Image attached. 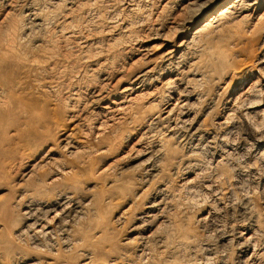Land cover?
<instances>
[{"label": "rangeland", "instance_id": "1", "mask_svg": "<svg viewBox=\"0 0 264 264\" xmlns=\"http://www.w3.org/2000/svg\"><path fill=\"white\" fill-rule=\"evenodd\" d=\"M187 1L0 0V224H5L0 231V263H8L5 257L13 255L16 250L17 253L22 254L30 246V243L27 242H22L18 246L13 240V222L14 224L20 223V219H17V217L21 216L22 205H20L21 200H19L21 193L25 191L35 193L34 184L41 174L45 173L47 180L51 181L60 174L62 168L76 167L74 165L77 164V159L74 155L68 154L69 148L62 147L63 143H61L63 137L61 135L72 130L76 132L75 135L80 140L79 146L83 149L82 151H91L88 163L85 164L84 168L79 169L76 176L80 181L82 195L85 198L91 197V199L101 200L103 195L108 192L107 190L112 194V199L105 201L100 208V214L89 213L88 217H84L77 225L84 230H89L88 233L93 236L96 245L102 246L101 250L94 255L95 264H111L113 260L126 251L131 252V259L137 260L145 257L144 262H142L146 264L149 261V264L153 253H156L153 255L155 257L158 255L159 247H161L160 250L164 249L158 243V236H155L149 239L150 251L148 250L144 255L139 251L141 243L137 239L138 234H135L136 230L132 227L136 221L133 215L140 210H135V207L141 202L142 198H135L133 204L131 203L133 198L128 199V196L141 193L139 191L140 185L127 182L131 170L137 162L134 151L131 149L133 147L136 149L135 144H133L136 143V135L149 126L151 116L161 114L170 107L175 109L176 112L182 111V109L185 110L184 107H181L183 99L181 94L184 92L181 93V91L185 90L186 93L190 89L188 92L191 94L193 82L190 81V84L188 82L183 83V85L173 83L174 89L179 91L169 92L166 80L170 75H161L159 74L160 70L147 74L145 77L149 79L143 86L137 87L139 83L133 84V82H136L133 80L138 71L145 67L155 66V62L158 64L156 69L163 67L158 58L160 55L157 56L160 40L156 37V34L167 32V29L178 26L183 17L188 16L191 11L187 8L189 5ZM205 1L210 2L212 0ZM229 3L226 1L225 4ZM257 3L249 10L236 11L229 17H225L223 20L224 26L219 36L215 35L209 47L201 50L198 54V56L205 59H209V54H211L225 59L226 62L222 64L211 63V65L217 64L208 67V78L203 83L204 85H200L202 89L197 92V94L200 93L201 98L199 97L198 101L192 98V101L190 100L191 105L189 104L191 108L188 106L187 112L188 114L192 113L190 118L193 117L198 123L201 122L203 127L206 125L212 130V135L217 134L220 136L219 139L221 138L229 144L219 140L216 146H214L215 144H211L212 146L205 144L203 146V149L205 148L204 152L207 153L203 155L204 160H207L204 162V166L207 168H204L202 174H199L197 178L194 177L195 172L193 169L189 172L186 171L187 173L182 171L184 163L190 160L188 159L190 156L192 158V155L189 154L191 150L183 143H179L174 147L172 155L160 157L162 163H160L158 169L160 174H163L162 180L165 183L169 181L174 188L181 189L175 193L176 195L171 198L172 201L169 204L174 203L176 199L177 202L175 203L178 205H175V203L171 206L168 205L165 214L173 215L174 213H171L173 210H175V213L182 212L180 220H183L181 224L190 225L200 234L206 232L203 234V239L206 240L207 246L212 248L210 252L213 253H209L212 256H207L200 249L196 251V255L183 251L174 255V258L179 261L193 260V262L196 261L195 264H244L248 261L246 264H259L262 261L263 263L260 264H264V93L262 92L264 91V1L258 2L257 0ZM38 11L43 12L42 15L46 16L47 22L43 27H36L31 23L33 15H28L31 12L39 13ZM180 13L181 15H179ZM26 15L29 16V19ZM234 15L235 17H233ZM245 15L246 17H244ZM173 20H176V22ZM15 26L17 28L16 34L22 41L20 45H15L17 41L12 42V38H9L10 30ZM22 28H25L24 31ZM171 31L174 32L173 28ZM173 34L174 41L181 40V33L174 32ZM9 42L15 46H10ZM153 44L154 46H152ZM197 46L198 44L195 45L194 43L193 46L189 47L190 51L188 50V54H186L188 62L192 61L190 59H192L193 54L192 57L190 54L197 50ZM145 47H150L152 51L147 49L146 52L143 50ZM143 52H146L148 56ZM148 52L152 53L148 54ZM154 54L157 56L156 60ZM149 58H153V64H151ZM189 64L191 63H188V66ZM242 68L248 70L247 86L241 85L239 77L236 76L238 70ZM158 75L161 77H158ZM170 85V90H173L172 84ZM257 86L258 89H261V87L262 89L257 91ZM247 89H250L251 93L248 94ZM99 93L103 95L108 93L109 96L97 103L94 98ZM113 95L118 97L114 99ZM203 97L205 98L203 99ZM110 99L111 101L113 99L117 100L120 106H124L121 118H118L119 114L104 115L101 112L102 105L111 102ZM250 102L254 103H251L252 105L256 104L255 109L261 113L245 118L243 117L246 115L244 109L250 105ZM245 103L247 106H245ZM157 109L162 111L156 112ZM232 110L234 113H232ZM249 110L252 111L253 108ZM230 114L234 117L231 118ZM228 116L229 119L231 118L230 121ZM225 117L227 118L225 119ZM220 122L226 124L225 126L222 125V128L224 127L223 132ZM230 123L231 125H229ZM227 133L230 135L228 136ZM103 135L112 136L114 141L101 152L102 148L100 149V147H103V144H100V138ZM223 136H227L228 138H225L228 141ZM206 145L210 147L208 148ZM44 152H50L53 159L42 165V168L36 171L33 177L27 178L26 172L30 168L28 166ZM34 153L37 154L34 155ZM187 153L188 157H186ZM224 155H228L227 158ZM218 167L219 169L226 167L229 170L232 181L235 185L241 187L237 190H240L241 193L246 194L252 200L251 205L249 204L246 209L249 210L252 207L253 210L251 208L250 211L246 212L247 210L243 209L246 212L243 213L238 204L239 200L233 204L237 209L239 207L237 211L235 206H232L233 208L227 206L228 203L231 204L227 196L223 200L217 198L223 196L221 189L225 184H219L226 179L225 175H220L222 176L221 179L215 173V169L216 171L219 170ZM105 168L109 169L102 171L103 174L97 171L105 170ZM157 176H154L153 181H151H160V175L158 178ZM64 182H66V179L53 184L47 183L45 188L35 194L44 197L51 196L56 191L55 187ZM202 184H204V187ZM209 187L213 192L209 191ZM196 188L198 191L200 190V193L195 191ZM215 191L218 194L220 193L221 196L216 194ZM149 198H152V196L149 195ZM149 198L146 195L145 200ZM231 198L236 199L237 196L233 194ZM218 200L223 206L216 203H219ZM130 204L132 205L130 206ZM214 206L216 209L223 210L213 209ZM211 211L222 216L218 215L217 217L213 213L212 215ZM208 213L211 214V217L209 216L206 219L205 216L207 217ZM255 213V218L258 217L256 224H258L253 226L250 221ZM201 217L204 218V221H202L203 219L199 220ZM210 218L214 219L210 220ZM21 220L23 221V219ZM234 220L236 221L234 222ZM245 221H247L246 225L244 224ZM214 224H219V226L215 227ZM160 225L163 229V223H160ZM169 225L168 223L167 226ZM170 227L171 225L168 228ZM204 227L206 230H203ZM258 228L260 229L258 230ZM214 231H218V233ZM222 231L225 232V237H222ZM151 239L154 243L151 242ZM247 239L250 241L247 242ZM228 244L232 245L229 246ZM256 249L259 251L256 252ZM32 250L33 253L24 256L23 262L35 257L41 258L43 261L47 259L46 257H54L53 253H46L47 256L43 257L42 253L44 252L40 253L33 248ZM225 250L228 253L226 252L224 255ZM260 254L263 256H260ZM203 255L206 256V259ZM209 256L213 258L210 259ZM148 257L150 260H148ZM82 258L83 256L76 259V261L80 263ZM10 264L23 263H15L10 260Z\"/></svg>", "mask_w": 264, "mask_h": 264}, {"label": "bare ground", "instance_id": "2", "mask_svg": "<svg viewBox=\"0 0 264 264\" xmlns=\"http://www.w3.org/2000/svg\"><path fill=\"white\" fill-rule=\"evenodd\" d=\"M188 1H187V3L189 5L187 6V8L191 12H189V14H188L187 17H183V19L180 22L181 25L179 23L178 26L172 27L175 33H181L182 34L181 40L174 41V37H173L174 36V34H173L174 32L172 33V31H171L172 28L171 29H167V32L166 31L163 32V33L162 32L161 33H158L157 32L158 34H156V37L160 40V42L158 43V45H159L158 48L159 49L157 48L158 51H159L158 54H157V56L160 55V56H158V58L162 62L163 67H161L160 69H158V68L156 69V66L158 64H156V62H155V66L152 65V66H149V67H145L142 70L138 71L135 74V78L133 80V81H136V82H133V84H136V83L138 84L139 83L137 87L143 86V85H145L147 83V81L149 79V78L147 79L145 77L147 74L149 75V73H151V72H153L155 70H160L159 71V74L165 75V76L170 75L167 80L165 79L167 81L166 84L169 86V92H175L176 91V89H174V87H173V83L175 85L176 84L177 85L178 84L179 85L180 84L183 85V83H187V82L189 83L190 81L193 82V85H192L193 86V91H190L191 94L188 92L190 89L186 93H185V90H182L181 91V93L184 91L181 94L182 95V98H183L182 99L181 107H184L185 110L182 109V111L179 110V111L176 112L175 109H173L172 107H170V109L163 111L161 114L158 113L156 115L151 116V119L149 120V126L146 129H144V130L142 129L141 132L136 135V137H137L136 138L137 140H135L136 143H133V144H135L136 149H135V147H133V149H131V150L134 151L133 152L135 154L134 157H136L137 162L134 164V166H133L134 168L131 170L130 178L127 180V182H129V183H133L134 182L135 184L140 185L141 187L139 186L140 187L139 188L140 189L139 191H141V193L140 194L133 195V196L132 195L131 196H128L129 198L128 197L127 198L128 199H132L133 198L131 200V203L132 204L134 203L135 198L136 199L142 198L141 199V202L135 207V210L136 209L137 210L140 209V210L138 212H136L135 215H133V217H135L136 221H135V225L132 227V229H135L136 230V233L135 234H138L137 239L140 240V243H141V245H140L141 248L139 249V251L141 252L142 255L146 254L148 252V250L150 251L151 248H150L149 239L152 238V237H155V236H158V238H157L158 241H159L158 243L161 246H163V248H164L163 250H160L161 247L158 246L160 248L159 249V252H157L158 255L154 257L153 256L154 253H155L154 252L153 255H152V260H150V258H149L150 256H149L148 257V260L151 261V263H149V264H195L196 261L193 262V260L192 261H189V260L188 261L187 260L186 261H182V260L179 261V260H177V259L174 258V255L176 253H181L183 251L184 252H189V253L191 252L190 254L196 255V251L198 249H200L201 251H204L203 252L204 255H207V256L210 255L209 253H212V252H210L212 248H210L209 246H207L206 240L203 239V234L206 233V232H204L203 234H200V233L196 232V229L193 228V227H191L190 225L181 224V221L183 220V219L180 220V217L182 215V212H179L178 211L179 213H177V212L175 213V210H173L171 212V213H174L173 215L172 214L171 215L170 214H167V215L165 214L166 207L170 204V201H172L171 198H173L176 195L175 193L177 191H180L181 189L179 188L180 189L179 190L177 188H174L169 181H168V183H165L162 180L163 179V177H162L163 174H160V170L158 169V167L160 166V163H162L161 162V159L163 158V156L164 157H168V156L172 155L174 153V147L176 145H178L179 143H183L184 145L188 146L189 149L191 150V153H189V154L192 155V158H190L191 157L190 156L188 158L190 160H187L184 163V166H183L184 168H183L182 171L183 172L184 171L185 172L186 171L189 172L190 170L192 171V169H193L194 172H195V173L193 172L195 174L194 177L197 178L199 176V174H202V170H204V168H207V167L204 166V164H205L204 162H206L207 160L205 159L206 160L205 161L204 158H203L204 153L205 154H207V153L204 152L205 148L203 149V146L205 144H209V145L215 144L214 146H216V143L219 140H221V142H224L225 141V140L223 141L221 138L219 139L220 136H218L217 134L212 135V130H210L208 127H206V125L203 127V125H201L202 123L201 122L198 123V121L197 120L195 121L193 119V117L190 118V114H192V113H189L188 114V112H187L188 111V108L191 105L190 103L192 101V98L193 99H197V101H198L199 97L201 96L200 93L197 94V92L200 89H202V86L200 87V85H202L206 81V79L208 78V75H209L208 74V67L214 66L217 63H221L222 64V63L226 62L225 59L215 57V56H213L211 54H209L210 55L209 56V59L201 58V56H198V54H199V52L201 50H204L205 48H208L209 47V44H211V42L215 38L214 37L215 35L219 36V33L222 31V28L224 26L223 25L224 24L223 23L224 22L223 20H224L225 17L226 18L229 17L234 12L236 13V11L238 12V11H245L247 9L249 10V8H251L252 6H254V4L257 3V0H212V1L208 0L210 2H206L205 0H190L189 2ZM226 1H228L230 3L226 5L225 4ZM261 1H264V0H258V2H261ZM224 5H226V6H224ZM35 11H37V10H35ZM183 11H185V10H183ZM181 13L179 15H181ZM30 14L33 15V17H31L33 19V21L32 22L30 21V22L33 23L34 25H36V27L37 26L38 27H43L46 24V22H47L46 21V16L42 15V14H44L43 12L42 13L41 12H39V13H37V12H31L28 15H30ZM28 15H26V16H28ZM246 15L244 17H246ZM176 16H177V14H176ZM183 16H184V14H183ZM247 16H249V15H247ZM251 16H252V13H251ZM233 17H235V15ZM28 19H29V16H28ZM174 22H176V20ZM31 23H29V24H31ZM31 26H33V25H31ZM163 26H162V29L164 28ZM170 27L171 26L169 25V28ZM159 28H161V26H159ZM16 29L17 28L15 26V27H13L12 30H10V34H9L10 37L9 38H12V40H11L12 42L13 41H17L15 45H20L22 43V41H20V38H18L19 36L16 34ZM24 29L25 28H22L23 31H24ZM135 43H137V42H135ZM194 43H195V45L198 44V46H197L198 48L194 52L192 51L193 53L190 54V56L193 54V57L191 56L192 59H190L192 61L191 62H188L189 60L187 59L186 54H188V52H187L188 50L190 51L189 47L191 45L193 46ZM9 45L10 46H15L11 42H9ZM152 46H154V44ZM152 46H151V48L154 49V47H152ZM147 49H149L148 51H150V50L152 51V49H150V47L149 48L148 47L143 48V50H145L146 52H147ZM141 50H142V48H141ZM146 52H143V53L145 55H147ZM153 52H155V51H153ZM151 53L148 52V54H151ZM147 56H146V58H147ZM154 56H155V54H154ZM157 56L154 57L155 60L157 59ZM146 58H145V60H146ZM150 61L152 62L153 61V58H151ZM259 61H261V59H259ZM186 62H187V66H186ZM212 62H217V63L211 65ZM261 62H263V60ZM188 63H191V64H189V66H188ZM151 64H153V62ZM175 70H176V73H175ZM247 71H248L247 69H243L242 68V69H239L238 72L236 73V76L239 77V83H241V85L247 86V84H248V82L246 83V80L248 79L247 78V76H248L247 75L248 74ZM159 76L160 75H158V77ZM156 78H157V75H156ZM154 79H155V75H154ZM161 81H163V80H161ZM164 83H165V81H164ZM170 84H172L173 90H170V86H171ZM187 86L189 87V85H187ZM187 86H186V88H187ZM258 86H257V89H258ZM133 87H135V85H133ZM128 89H130V88H128ZM243 89H245V88H243ZM254 89H255V87H254ZM261 89H262V87H261ZM261 89L259 88L257 91H259ZM235 90H238V89H235ZM249 90L247 89L248 94L251 93V90H250V92H249ZM178 91L179 90L177 89L176 92H178ZM262 92L264 93V91H262ZM107 94L103 95L102 93L101 94L99 93L94 98V101H97V103H100L102 100L106 99L109 96ZM195 95H197V96H195ZM113 97H114V99H116V97H118V96L117 95H113ZM170 97L172 98V96H170ZM179 97H178V99H179ZM204 98L205 97H203V99ZM114 99L112 101L110 99L111 102L102 105L101 112L104 115H107V114H116L117 115V114H119V117L118 118H121V115L123 114L122 112L124 111L123 110L124 109V106L123 107L120 106L119 102L117 100H114ZM251 100H253V99L251 98ZM165 101H166V99H165ZM183 101H184V103H183ZM245 101H243V102H245ZM180 102H181V99H180ZM239 103H241V102H239ZM251 103L252 102H250V105H248V106L245 103L246 104L245 106H247L244 109V110H246V111H244V113L246 112V115L243 116L245 118L246 117L248 118L250 115H252V117H253V115H256V114L261 113L259 110H256L255 109V105L256 104L255 105H252L254 103H252V104ZM236 104L238 105V103H236ZM248 104H249V102H248ZM241 106H243V105H241ZM161 107L162 106L160 105V108ZM239 107H240V105H239ZM250 108H253V110L250 111L249 110ZM177 110H178V108H177ZM160 111H162V110L161 109H157L156 112H160ZM232 113H234L233 110H232ZM193 116H195V115H193ZM230 117L232 118V117H234V115L233 116L231 115ZM226 118L227 117H225V119ZM191 119H193V120H191ZM230 119H229V116H228V120L229 121H230ZM262 119H263V117H262ZM105 120L107 121V119H105ZM223 121H225V120H223ZM237 121H239V120L237 119ZM249 122H250V120H249ZM223 123H225V122H223ZM222 125H224V124L221 123V130L224 129V127L222 128ZM229 125H231V123ZM249 125H251V124H249ZM252 126H253V124H252ZM217 127H218V125H217ZM231 127H233V126H231ZM217 129L219 131V127ZM226 129L228 130V128H226ZM259 130H260V128H259ZM213 131H214V129H213ZM218 131H217V133H218ZM222 132H223V130H222ZM244 133H247V132H244ZM75 134H76V132H74L73 130L72 131H66L65 133H63L61 135V136H63L62 139H61V143H63V146L62 147L69 148L68 149V154L74 155V157L77 159V161H76L77 164L74 165L76 167L62 168V171L60 172V174H58L51 181H48L47 180V177H46V174L45 173L44 174H41L40 177L37 178V180H36L37 182L34 184V190L36 192H40L43 188H45V186H46L47 183L48 184H53V183H56L58 181H62L63 179H66V182H64L61 185L58 184L55 187L56 188V191L54 192V194L51 195V196L49 195L48 197H44V196H40L39 194H35L36 192L34 193V192H26L25 191V192L21 193L20 198H19V200H21L20 205H22L21 216L17 217V219H20V223L18 222L19 224L18 223L14 224V222H13V229H14V237H13V240H14L15 243H17L18 246L22 242L23 243L24 242L25 243L26 242L27 243H30L29 244L30 246H28V249L23 248V249H25L27 251L26 252L23 251L22 254L17 253V250L14 252L13 255L6 254V255H8L7 258L5 257V260L8 262L6 264H10V260H12L15 263L18 262V263H23V264H74V263L75 264H95L94 255L101 250L102 246L96 245V243L93 240V236L88 233L89 230H84V229L78 227L77 225H78V223H80V221L84 217L87 218L88 215H89V213H94L95 212V213L100 214V208L103 206V204H104L105 201H110L112 199V194H110L109 190H107L108 192L103 195V198L101 200H95L94 198L91 199V197L85 198L82 195V193L80 191V185H79L80 184V181H79V179L76 178V176L78 175L79 169L80 168H84L85 164L88 163V159L90 157L89 155H90V152L91 151L90 150H84V151H82L83 149H81V146H79L80 140L78 139V137H76ZM227 134H228V136L230 135L229 133H227ZM225 137H227V136H225ZM255 138H256V136H255ZM100 140H101V143L100 144H103V147H100V149L102 148V151L101 152H103L104 149H106L108 145H110V144L113 143L114 138H112V136H110V135H103L100 138ZM254 140H257V139H254ZM226 144H229V143L226 142ZM255 144H257V143H255ZM218 146H220V145H218ZM223 146H225V145H223ZM206 147H208V146L206 145ZM212 149H213V147H212ZM232 149H233V147H232ZM206 151H207V149H206ZM257 152H256V154H257ZM261 152H262V150H261ZM263 152H264V149H263ZM262 153H261V155L263 156ZM35 154H37V153H34V155ZM229 154H230V152H229ZM231 154H232V152H231ZM227 156H225V158H227ZM254 156H255V154H254ZM160 157H162V158H160ZM186 157H188V153H187V156ZM52 159H53V156L51 155L50 152H44V154L43 153L40 154L36 159L33 160V163H31L28 166L30 168L26 172L27 178L33 177L36 174V171H38L40 168H42V165L50 162ZM262 159H263V157H262ZM219 160H221V159H219ZM223 161L225 162V160H223ZM220 162H222V161H220ZM217 166H218V164H217ZM210 167H212V166H210ZM108 169L105 168V170H97V171H99V173H102V171H106ZM218 169H219V167H218ZM210 170H209V172H210ZM206 171H207V169H206ZM90 173H92V172H90ZM215 173H217L218 176H220V175H225L226 176L225 177L226 179H224V182H221L220 183V181H219V183H220L219 185L225 184V186H223L222 189H221L222 192L219 191V192H221V194H223V196H221V194L219 193L221 197H217L219 194L216 192L217 190L214 189V190H216L215 191L216 194H218L216 197L219 198V199H221V200H223L227 196L229 198V200H230L229 202H231V204L228 203V205H227L229 208H233L235 206L233 204H235L236 201L239 200L238 201V204H239V206L241 207V209H242V211L244 213L245 211L243 209L247 210L246 208L249 206V204L251 205V201L252 200L246 194H243V193L240 192V190H237V189H239L240 186L238 187L232 181V179H231V177L229 175V170L226 167H222V168H220L217 171L215 169ZM215 173H214V176H215ZM157 175L158 176L160 175L159 178H161V180L159 181L157 179L158 181L152 182L153 181L152 178H154V176H157ZM158 176H157V178H158ZM214 176H213V178H214ZM220 177L222 179V176H220ZM220 177H219V179H220ZM216 181L218 182V180H216ZM216 181H213V182H216ZM110 182H112V181H110ZM204 184H202L203 187H204ZM205 187L207 188V186H205ZM210 187L208 188L209 191H211ZM188 188H189V186H188ZM192 190H194V189H192ZM246 190H244V191H246ZM195 191L196 192H199L200 190L198 191V189L196 188ZM211 192H213V191H211ZM145 194L148 195V198H149V195H151L152 198H149L148 200L147 199L145 200V198H146V195ZM233 194H234V196H237L236 199L231 198ZM178 196H180V195H178ZM177 199H178V197H177ZM179 200H181V198H179ZM175 202H177L176 199H175ZM174 203H172V204H174ZM178 203H180V202H178ZM191 203H189V204H191ZM216 203L217 204H221L220 201H219V203L218 202H216ZM216 203H214V204H216ZM132 204H130V206ZM214 204H212V205H214ZM171 205H169V206H171ZM175 205H178V204L175 203ZM192 206L194 207V205H192ZM215 206L213 207V209L215 208ZM190 207H191V205H190ZM176 208H174V209H176ZM229 208L227 209V211L229 210ZM235 208H236V206H235ZM251 208H249V210H247L246 212L250 211ZM171 209H172V207H171ZM238 209H239V207H238ZM238 209H237V211H238ZM218 210H220V209H218ZM221 210H223V209H221ZM252 210H253V208H252ZM210 213L211 214L212 213L213 214H216L213 211H211ZM211 214L208 213V216L207 217L205 216V218L206 219L209 218V216ZM231 214H233V213H231ZM120 215H119V217H120ZM216 215L218 217L219 213L216 214ZM236 215H238V213H236ZM228 216H229V214H228ZM228 216H227V218L230 217V216L229 217ZM238 216H240V214ZM255 217H256V213H255V216H253L251 218V221L249 220L250 221V224L253 225V226H255V225L258 224V223L256 224L258 217L257 218H255ZM21 219H23V221ZM201 219H203L202 221H204V218L203 217L199 218V220H201ZM211 219L213 220L214 218H210V220ZM236 220H237V218H236ZM236 220H234V222ZM242 221H244V220L242 219ZM247 221H245L246 222V223H244L245 225L247 224ZM234 222H233V225H234ZM160 223H163V226H164L163 229L164 230L161 228ZM168 223L171 225L170 228H168L170 225L167 226ZM4 226H5V224H3V223L0 224V231L3 229ZM216 226H219V224L215 225V227ZM207 228L209 229V227H207ZM232 228H234V227H232ZM216 229H215V231H216ZM235 229H234V231H235ZM259 229L260 228H258V230ZM203 230H206V228L204 227ZM238 230H240V229H238ZM262 232H261V235H262ZM215 233H218V231L215 232ZM257 233H258V231H257ZM221 234L223 235L222 237H225L226 236L225 235V232H223V231H222ZM237 234H239V233H237ZM244 234H246V233H244ZM239 236H241V235H239ZM251 237H253V236L251 235ZM255 237H256V235H255ZM244 238H245V236H244ZM222 239H224V238H222ZM249 239H247L246 241L247 242L250 241ZM234 240H236V239H234ZM258 240H257V242H258ZM232 241H233V239H232ZM151 242L154 243L152 239H151ZM241 243H242V241H241ZM245 244H247V243H245ZM230 245H232V244H230ZM242 247H244V246H242ZM32 248L33 249H36L40 253L44 252V253H42V256L43 257H46L47 256L46 253L47 254L48 253H53L54 257H51V258L46 257L47 259H45L44 261L41 258H36L35 257V258H32V259L28 260L27 262L26 261L23 262L24 256H27V255H29V254H31V253L34 252L32 250ZM247 248L249 249V247H247ZM230 249H232V248H230ZM258 249H259V247H258ZM257 251H259V250L256 249V252ZM214 252H216V251H214ZM226 252H227L226 250L223 252L224 255H225ZM230 252L232 253V251H230ZM233 252H235V251H233ZM130 253L131 252H129V251H126L125 253H122L118 258H116L115 260H113L111 264H145V263H143L144 260H145L144 259L145 257L144 258H141V259H137V260L131 259ZM198 253H200V252H198ZM215 255H217V254L215 253ZM252 255H253V253H252ZM263 255L260 254V256H263ZM82 256H83V258L80 260V263L78 261H76V259H78L79 257H82ZM210 256H212V255H210ZM210 256H209V258H210ZM205 257L206 256H204V259H206ZM192 258H194V257H192ZM209 258H208V260H209ZM211 258H213V257H211ZM223 258H225V257H223ZM257 260H256V262H257ZM239 261H241V260H239ZM246 261H248V260H246ZM259 261H258V263H259ZM148 262L146 264H148ZM248 262H246V263H248ZM246 263L244 262V264H246ZM0 264H3V263L1 262Z\"/></svg>", "mask_w": 264, "mask_h": 264}]
</instances>
